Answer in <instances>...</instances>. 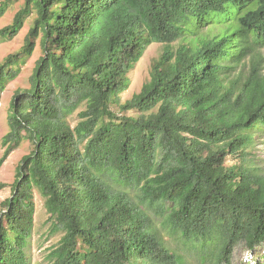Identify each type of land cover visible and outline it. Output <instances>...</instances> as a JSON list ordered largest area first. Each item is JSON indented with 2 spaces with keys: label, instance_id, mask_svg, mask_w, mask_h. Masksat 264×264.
<instances>
[{
  "label": "trees",
  "instance_id": "16d2710c",
  "mask_svg": "<svg viewBox=\"0 0 264 264\" xmlns=\"http://www.w3.org/2000/svg\"><path fill=\"white\" fill-rule=\"evenodd\" d=\"M10 9L0 40L30 24L0 60V95L41 55L10 101L0 165L32 148L1 202L0 264H32L35 193L61 234L48 264H232L264 245V0H0Z\"/></svg>",
  "mask_w": 264,
  "mask_h": 264
},
{
  "label": "rangeland",
  "instance_id": "374dc122",
  "mask_svg": "<svg viewBox=\"0 0 264 264\" xmlns=\"http://www.w3.org/2000/svg\"><path fill=\"white\" fill-rule=\"evenodd\" d=\"M17 3L15 7L17 8ZM15 10H8L2 17H0V27L9 24L13 18ZM29 22L25 27L11 40H0V60L7 54L16 51L24 43L25 35L28 31ZM162 45L159 43H152L147 46L143 56L137 61L134 67L128 72L131 79L129 88L121 93V100H125L132 96L134 92L140 90L142 84L149 76L151 62L161 53ZM41 55L39 45H36L35 51L27 62L22 65L19 75L12 81L8 82L0 95V158L2 157L5 144L3 137L9 131L8 113L10 101L14 92L18 89L27 88L30 86V76L36 60ZM70 122L75 124V113L69 117ZM32 146L30 142L24 140L13 151L9 153L3 163L0 165V183L4 186L0 189V210L1 202L11 195V183L14 181L16 174V167L21 157L30 152ZM255 164L264 168V141L260 142L253 150ZM36 203V211L34 215L33 234L27 248V254L32 259V264H48L45 256L53 245H55L61 237L60 233L50 234L49 226L51 221L48 220V213L43 205V200L39 194H34ZM232 264H264V245L252 250H243L236 248L233 250Z\"/></svg>",
  "mask_w": 264,
  "mask_h": 264
}]
</instances>
